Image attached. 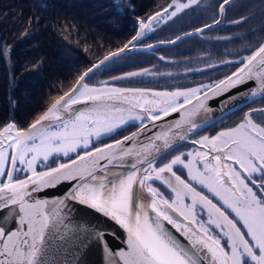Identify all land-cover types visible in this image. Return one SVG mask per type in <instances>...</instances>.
Masks as SVG:
<instances>
[{"label": "snow or ice", "instance_id": "obj_1", "mask_svg": "<svg viewBox=\"0 0 264 264\" xmlns=\"http://www.w3.org/2000/svg\"><path fill=\"white\" fill-rule=\"evenodd\" d=\"M201 2L171 0L138 18L139 30L127 44L78 75L28 125L0 127V212L7 210L0 216V264H68L58 258L67 241L58 227L66 200L123 230L126 247L115 254L106 249L109 257L118 256V264H264V120L253 118L264 115V108L252 109L215 135L192 139L198 146L193 150L177 151L190 134L198 135L195 117L209 110V93L218 96L254 81L258 87L251 94H264V39L246 44L248 55L236 62L235 71L211 84L171 91L116 86L156 75L146 68L89 83L106 62L142 44L158 20L166 23ZM233 2L221 0V19ZM221 19L185 35L202 34ZM8 51L0 49V56ZM174 113L179 118L167 127L157 124ZM135 122L136 131L116 138ZM149 124L159 128L150 137ZM65 182L70 190L51 207L33 195ZM91 235L103 239L105 233Z\"/></svg>", "mask_w": 264, "mask_h": 264}, {"label": "trees", "instance_id": "obj_2", "mask_svg": "<svg viewBox=\"0 0 264 264\" xmlns=\"http://www.w3.org/2000/svg\"><path fill=\"white\" fill-rule=\"evenodd\" d=\"M170 1L0 0V49H9L0 56V127L9 121L28 125L78 75L122 47L135 34L138 18ZM135 56L141 57L113 66L103 78L141 67L151 58Z\"/></svg>", "mask_w": 264, "mask_h": 264}, {"label": "rangeland", "instance_id": "obj_3", "mask_svg": "<svg viewBox=\"0 0 264 264\" xmlns=\"http://www.w3.org/2000/svg\"><path fill=\"white\" fill-rule=\"evenodd\" d=\"M181 2H184V0H181ZM220 3L221 0H206L200 6L186 9L166 23L163 20H158L153 26L154 31L149 32L147 35H149L150 40L159 41L165 38H175L185 31L196 28L197 25H205L217 19ZM242 15L250 18L241 24L231 23V21L239 19ZM225 21L222 26L208 31L203 37L189 39L190 42L182 45L180 49L174 47L171 50L163 51L165 59L159 61L156 57H153L155 62L142 69H149L150 72L156 73V75L135 77L131 80L116 83L174 90L219 81L231 74L237 67L236 62L243 56L248 55L246 44L259 43L260 39H264V31H262L264 30V5L261 4V0H238L228 8ZM135 55L138 54H131L111 61L100 68L91 77L89 83L103 81L104 75L113 66L141 57ZM177 55L178 59L176 58ZM221 61H231L232 63H221ZM215 64L228 68L214 72L211 70L213 67H209V65ZM198 71L201 73L209 72L202 74V76L209 79L204 78L205 81L199 83ZM191 74H194V77H191ZM209 76H212V78ZM189 79L190 81H188Z\"/></svg>", "mask_w": 264, "mask_h": 264}, {"label": "water", "instance_id": "obj_4", "mask_svg": "<svg viewBox=\"0 0 264 264\" xmlns=\"http://www.w3.org/2000/svg\"><path fill=\"white\" fill-rule=\"evenodd\" d=\"M235 1L236 0H234V2ZM227 7L228 6H226V8ZM163 8L158 9L157 11H161ZM153 13H151L150 15H152ZM224 18L225 16L222 19L219 17L218 19H221V23L214 25L210 29H214L218 27V25H221L222 23H224ZM210 29H205V31L210 30ZM138 30H139V25L137 23V30L134 36L137 34ZM185 33H195V30L187 31ZM185 33L179 35V37H182V39L180 40H176V38L173 39V40H176V43L174 44L168 43V41L170 40L156 41L152 43L153 45H156V47L152 49H146L144 45H138V47L136 49H133V51L131 52L126 51L125 53H122L121 57L126 56L130 53H134V52L150 53L151 50L156 49L160 46H172V45H175L181 42L182 40L188 37H192L194 35L196 36V34L186 36ZM120 48L114 51H111V52L118 51ZM109 53H107L106 55H108ZM106 55H104L98 61L94 62L90 67H92L94 64H98L101 60L104 59ZM121 57L114 58V60L121 58ZM110 62L111 61H108L106 62V64ZM105 65H102L101 68ZM139 70H132V71H139ZM132 71H129V72H132ZM122 74H119V75H122ZM224 78H221V79H224ZM109 79L110 77L104 80H109ZM116 86L145 88V89H153L157 91H164V90L171 91L170 89L139 87V86H134V85L132 86L124 85V84L120 85L117 83H116ZM257 87L258 85L256 82L249 81L245 85H239L236 88L230 89L229 91L221 95H218V96H211V93H209L210 99L207 100V107L209 110L201 111L199 115L195 117L196 122L201 125V127L197 130V132L199 133L203 131L204 129L210 127L212 124L218 121H221L222 118L227 117L228 115L232 114V112H235L243 108V106L253 103V101L255 100L264 98V94H257V95L251 94L252 90L256 89ZM178 118H179V115L174 113L171 117L166 118L165 121H159L157 122V124L167 127V121H175ZM9 122H14V121H9ZM135 125L138 127L139 122H135ZM136 128L132 131H136ZM149 128L152 129L151 132L147 133V136L149 137L152 136L153 133L159 131L158 127H153L151 124H149ZM128 133H126L125 135H127ZM195 135L196 133L190 134L189 141ZM141 141L143 143L148 142L147 138L144 136L141 137ZM110 142L111 141H108L106 143H110ZM180 143L182 144L185 142H180ZM69 190H70V184L65 182L54 188H48V189H44L43 191L39 193H33V195L36 196L37 198L49 200L50 202L49 206L51 207L52 201L64 198L66 193ZM165 195L167 196L166 193ZM65 203L67 204V207L63 208L62 213H61L63 216V221L58 227H59L60 233L67 237V241L66 243H64V246L61 250L62 254L58 258L61 261L66 260L68 264H118V256L113 255L109 257L106 249L111 250L115 254V253H118L120 249L126 247L125 242H124L126 238V234L123 232V230L119 228V226H117L111 220L103 217L101 214L80 204L77 201L66 200ZM6 211L7 210L5 209L4 212ZM4 212H0V216H3ZM97 230L103 231L105 233V236L103 237V239H98L94 235H91V233H94ZM112 233H115L116 235L114 236Z\"/></svg>", "mask_w": 264, "mask_h": 264}, {"label": "flooded vegetation", "instance_id": "obj_5", "mask_svg": "<svg viewBox=\"0 0 264 264\" xmlns=\"http://www.w3.org/2000/svg\"><path fill=\"white\" fill-rule=\"evenodd\" d=\"M204 1H206V0H202V3L201 4H203ZM237 1L238 0H236L231 6H233ZM231 6H228L226 8L227 11H226V14H225L224 23L226 22L225 19H226L227 14H228V8L231 7ZM219 17L220 16L218 14L217 19ZM211 23H213V21H211V22H209L207 24H211ZM224 23H222L221 25H218V27L222 26ZM203 26L204 25H202V26L201 25H197L196 28H194L192 30H196L197 28H200V27H203ZM218 27H216L214 29H217ZM211 30H213V29L207 30V31H205L202 34H196V36L194 35L192 37H188V38L182 40L181 42H179V43H177L175 45H172V46H160V47H158L156 49L151 50L150 53H144V52H134V53H132V54H135V53L136 54H145V55H148V56L151 57L149 61L146 59L147 61L144 63L143 66L138 67V68H135L133 70H139V69H142V68H144L146 66H149L150 64H153L155 62V60L153 59V57H156V59L159 60V61L165 59L164 52L163 51L171 50L174 47H178V49H180V47H182V45H184L185 43L190 42L189 39L194 38V37H195V39L197 37H201V36L203 37L205 34H207L208 31H211ZM188 31H191V30H188ZM185 32H187V31H185ZM185 32H183V33H185ZM183 33H181V34H183ZM181 34H179V35H181ZM178 36H176V37H178ZM175 38H165L163 40H173ZM163 40L160 39L159 41H163ZM154 42H156V41L155 40H150L149 35H147V37L145 38V41H143L142 44H139V45H147V44H152ZM188 48L193 49L192 47H188ZM129 55H131V54H129ZM158 56L163 57V59H161V57H158ZM176 58L178 59V55L176 56ZM232 66H235V65H232ZM226 68H228V67L222 66V65L219 66V65L215 64V67H213V69H211V70L214 71V72H217V71H220V70H225ZM129 71H132V70H129ZM129 71H125V72H129ZM121 73H123V72H121ZM121 73H118V74H121ZM207 73H209V72L201 73L200 71H198L199 83H202L203 80H204V78L209 79L208 77L202 76V74H207ZM191 77H194V74H191ZM209 77L212 78V76H209ZM188 81H190V79ZM254 108H256V109L264 108V98L263 99L256 100V101H253V103L244 106L243 110L240 111V113H238L237 116L232 117L233 119H228V120L223 121L222 123H218V124H216L214 126H211V128H208V129H205V130L199 132L198 135L196 134L194 137H192V139H199V136H202V135L212 136V135H215L216 132H218V131H220V130H222L224 128L233 127V126H235V124L239 123L243 119L245 113L251 111ZM253 118L255 120H257V121H261V120H264V115H262L260 113H253ZM127 132H129V131H124L122 135H124ZM117 137H119V136H117ZM191 140L189 142L182 143L183 146L180 147V148H178L177 151L187 152V151L193 150L194 148L198 147L197 145H193L191 143ZM107 141H109V140H104V142H107ZM51 163H52V161H50L49 164H51ZM157 186H159V185H157ZM161 190H163L167 195H169V193L167 191H165L163 188Z\"/></svg>", "mask_w": 264, "mask_h": 264}]
</instances>
